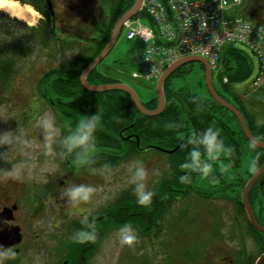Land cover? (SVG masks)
Wrapping results in <instances>:
<instances>
[{"label": "trees", "instance_id": "obj_1", "mask_svg": "<svg viewBox=\"0 0 264 264\" xmlns=\"http://www.w3.org/2000/svg\"><path fill=\"white\" fill-rule=\"evenodd\" d=\"M15 1L32 6L42 18L36 25L28 26L24 21L10 17L0 10V34L1 32L6 34V37L4 35L1 38L5 45H0V84L3 83L2 86L8 78L12 77L16 60L24 59L31 52L30 40L19 36L12 38L8 28L3 27L6 22H12L21 27L30 38L36 36L42 43L51 42L50 45H53L52 47L61 53L73 49L76 44L75 39L67 36L59 38L54 35L50 24V12L45 0ZM109 1L110 7L107 14L105 13L103 26L94 25L98 28L99 34L92 43L88 46H80L81 49L76 48L77 54L74 56L73 62H60L51 66L44 75L39 77L48 79L45 93L42 95L51 106L53 104L50 101H56V108L67 124V129L63 131L66 136L75 130L74 128L82 116L100 113L101 120L94 133L96 151L89 156L106 158L109 168L140 155L145 149L166 153L169 171H165L155 181L151 189L153 196L150 205L139 204L132 187L120 192L108 207L109 228L130 224L143 236L158 237L162 231L163 216L173 203L178 201V197L182 199L190 192L204 197L207 195V193L193 188V178L200 172L179 167L181 163L190 160L189 153L194 147L200 148L203 162L210 163L213 160L205 159L207 153L204 146L193 143L190 137H198L208 127H212L214 130L218 129L223 142L221 150L232 160L231 163L234 167L239 162L241 141L251 142L245 136L236 116L218 104L209 93L204 97H199L196 94L180 97L176 93L168 95L164 93V108L157 115L148 116L142 114L132 102L129 94L122 90L91 92L85 89L79 78L81 72L101 52L117 21L135 2V0ZM162 1L164 2V0ZM237 8L240 9L234 14L254 23L264 24V15L261 14L262 11L264 12V0H243L242 5ZM139 12L145 14L143 11ZM168 16L170 17V12ZM1 22H4L3 25ZM7 39L10 41L8 42ZM231 43L223 45L220 49L218 60L221 66L220 83L237 99L236 108L243 115L249 132L254 138L264 142V121H258L257 118L259 114L264 118V111L261 113L256 110V108L264 107L263 94L261 91L249 95L244 93L247 98L242 99L237 94L236 88H232L230 84L249 78L253 64L252 58L246 51ZM185 66L178 67L165 79L163 90L168 79ZM224 77L226 81H223ZM252 80L247 82L250 89ZM86 81L89 84L120 82L112 76L103 74L97 69V66L87 75ZM214 90L223 98L221 93L215 88ZM142 104L145 108L154 110L158 105L157 96ZM231 119H235L236 127L229 125ZM251 145L253 144L251 143ZM77 151L79 149L74 150L73 153L76 155ZM253 161H255L256 169L264 163V150L255 145H253ZM185 173L189 175L190 183L180 182L179 176ZM252 174L253 172L248 177L250 178ZM259 178L260 180L264 179V173ZM246 181H240L239 189L229 201L234 204L235 218L245 221V229L249 234L251 236L262 235L263 233L256 230L250 223L241 201L240 192ZM247 199L256 221L264 226V185L254 182L248 191Z\"/></svg>", "mask_w": 264, "mask_h": 264}, {"label": "rangeland", "instance_id": "obj_2", "mask_svg": "<svg viewBox=\"0 0 264 264\" xmlns=\"http://www.w3.org/2000/svg\"><path fill=\"white\" fill-rule=\"evenodd\" d=\"M90 2L93 5L94 15L99 12L98 8H101V6L104 9V15L107 14L110 7L109 0H90ZM21 5L29 8L31 13H28V17L24 19H17L24 21L28 26L36 25L41 18L40 13L28 4ZM239 9L230 7L227 12L234 14ZM261 14L264 15V12L262 11ZM134 17H138L143 25L154 26L151 18L142 12ZM1 23L3 25L4 22ZM79 24L75 22V25L71 27L69 34H67V37L75 39V47L62 53L55 50L52 47L53 45H50L51 42L45 44L40 42L36 36L33 38L28 37L29 35L24 33L21 27L12 22H6L3 26L6 29L8 28L12 38L19 36L29 39L31 52L24 59L16 60L12 77L8 78L3 86V83L0 84V132L13 130L20 138H22V134L29 133L25 154L30 156L45 154V150L55 145L54 137L56 143L60 138L57 126L51 130V134H48L38 125L40 117L46 114L51 116L42 95V93H45L48 79L39 77L44 75L45 71L51 66H55L60 62H73L74 56L77 54L76 48L81 49L80 46L90 45L99 34L98 28L95 26L85 25V29L80 31V29H77ZM4 35L6 37V34L1 32L0 45H5L1 41ZM231 44L246 51L253 62L247 80L234 82V84L230 83L232 88L238 89L255 77L258 67L256 59L244 45L236 42ZM142 47L143 44L137 38H126L124 29L121 28L111 50L97 64V69L103 74L112 76L121 83L130 86L136 92L139 100L146 103L157 96L156 80L132 77V72L138 70L137 56ZM183 66L185 67L168 79L163 90L164 93L166 95L176 93L180 97H186L187 94H196L199 97L207 96L208 90L203 65L199 61H193ZM220 72L221 70L218 71L216 68L211 67L213 86L226 101L236 107L238 105L237 99L225 90L220 83ZM251 89L255 93L261 91L264 97V77ZM239 96L242 99L247 98L244 93H240ZM256 110L263 113L264 107L256 108ZM34 115L36 117L35 121H30L29 125H22V119L31 120ZM257 118L258 121H264L261 114ZM229 125L236 127L235 119H231ZM60 144H62V139ZM167 157L166 153L161 151L145 149L140 155L131 157L119 163V165L109 168L106 175L108 176V184L106 185L109 202H112L123 190L134 188V185L130 183L129 168L134 167L137 160L142 161L148 170L145 183L146 188L151 191L158 177L164 174L165 171H169ZM205 159L211 158L206 155ZM231 161L227 154L220 150L217 158L210 161L212 168L209 175L205 176L198 173L194 176L193 188L207 193V197L197 195L194 192L188 193L182 199L178 197V201L173 203L169 211L164 214L162 231L158 237L143 236L132 227L137 240L129 246L120 243L119 228L121 226L109 228L107 237L92 263L202 264L201 260L205 255L212 256L214 254L216 244L227 243L231 236L249 235V232L243 226L236 223L234 204L229 200L239 189L238 184L240 181L248 180L249 174L257 170H250L253 163V145L247 141H241L239 162L234 167ZM44 169H47V165H41V168H38L35 172L41 173L40 170ZM96 189L98 190V188ZM241 222L245 224L244 220ZM231 244L232 248H237L235 243Z\"/></svg>", "mask_w": 264, "mask_h": 264}, {"label": "flooded vegetation", "instance_id": "obj_3", "mask_svg": "<svg viewBox=\"0 0 264 264\" xmlns=\"http://www.w3.org/2000/svg\"><path fill=\"white\" fill-rule=\"evenodd\" d=\"M51 3L54 15H50V24L56 37L67 36L75 22L80 23L77 26L80 31L85 29V25L103 26L104 9L101 6L94 15L90 0H51ZM236 92L238 95L253 93L247 84L236 89ZM43 100L55 126L59 128V141L56 143L54 137L55 145L52 148L45 150V154L33 156L25 154L27 145L23 143L28 140L29 133L22 134L17 148L8 145L0 147V168H10L11 162L17 160H27L29 163L19 181L0 175V246L15 251V256L4 259L3 264H93L109 232L108 161L104 157L89 156L88 161L81 164L77 155L67 153L60 144V140L63 142L66 137L63 131L67 129V124L56 108V101H50L51 106ZM35 118L34 115L31 120L20 121L22 125H29ZM41 165H47V169L36 173L35 170L40 169ZM259 181L260 178L255 182ZM71 184L94 187L92 198L87 202L70 203L63 191ZM86 219L95 222L97 239L77 243L72 235L82 227L80 222ZM236 223L246 228L239 219H236ZM231 243H235L237 248H232ZM263 255L264 233L238 235L229 237L227 243L216 244L214 254L205 255L201 263L257 264ZM260 264H264V259Z\"/></svg>", "mask_w": 264, "mask_h": 264}, {"label": "built area", "instance_id": "obj_4", "mask_svg": "<svg viewBox=\"0 0 264 264\" xmlns=\"http://www.w3.org/2000/svg\"><path fill=\"white\" fill-rule=\"evenodd\" d=\"M241 3L242 0H141V9L154 26L134 18L123 23L126 38H137L143 44L137 56L138 70L132 77L156 80L166 67L191 55L205 58L210 68L219 71L221 47L236 42L256 59L258 69L252 86L257 85L264 77V25L227 12Z\"/></svg>", "mask_w": 264, "mask_h": 264}, {"label": "clouds", "instance_id": "obj_5", "mask_svg": "<svg viewBox=\"0 0 264 264\" xmlns=\"http://www.w3.org/2000/svg\"><path fill=\"white\" fill-rule=\"evenodd\" d=\"M101 116L99 112L82 116L74 131L70 132L63 140L62 144L67 153H72L79 149L76 155L80 158L79 162L84 164L88 161L89 155L96 151L94 133L99 126ZM38 125L46 133L51 134V130L55 127L53 117L44 115L39 118ZM193 143L203 145L204 150L211 159H216L220 150L223 148V142L219 136V130L212 127L206 128L202 134L196 138L190 137ZM21 142V138L13 130H5L0 132V147L8 145L10 148H17ZM28 144L27 140L23 141ZM190 160L179 165L181 169H190L199 171L203 175H209L212 165L201 160V151L199 147L191 149ZM29 167L27 160H17L11 162L10 168H0V175L3 178L19 181L22 179L25 170ZM251 171H255V161H253ZM130 183L134 185L133 191L137 196V202L141 205L148 206L151 204L153 192L146 188V179L148 170L144 163L140 160L135 161L134 167L129 168ZM179 180L182 183H190L188 174H181ZM94 187L86 184H71L63 191V195L73 204L87 202L92 198ZM82 227L76 229L72 235V239L77 243L94 242L97 239V230L95 222L92 220H82ZM119 240L121 244L133 245L137 240L136 233L130 224H123L119 228ZM15 251L10 247L0 246V264L4 259L14 257Z\"/></svg>", "mask_w": 264, "mask_h": 264}, {"label": "water", "instance_id": "obj_6", "mask_svg": "<svg viewBox=\"0 0 264 264\" xmlns=\"http://www.w3.org/2000/svg\"><path fill=\"white\" fill-rule=\"evenodd\" d=\"M47 4V8L50 12V15L53 16V9H52V3L51 0H45ZM141 0H135L133 6L127 10L117 21L114 28L112 29L111 35L109 37L108 42L104 46V48L101 50V52L84 68V70L80 74V82L82 86L91 91V92H103L108 90H122L129 94V96L132 99V102L136 106V108L144 115L148 116H154L157 115L165 105V98H164V92H163V82L165 79L178 67L193 61H199L201 64H203L205 68V81L208 93L210 94L211 98H213L218 104H220L223 108L227 109L231 113H233L236 118L238 119L240 126L247 137V139L255 146L259 147L260 149L264 150V142H261L254 138L252 134L249 132L248 127L246 125L245 119L241 112L232 104L221 98L216 91L214 90L212 86L211 81V69L208 61L201 57V56H185L177 61H175L173 64L168 66L162 75L156 80V93H157V99H158V105L154 110H149L143 106V104L140 102L136 92L128 85L123 84L121 82L118 83H112V84H89L86 81L87 75L97 66V64L108 54V52L111 50L118 33L120 32V29L122 27V24L125 20L133 17L137 11L140 8ZM264 173V163L252 174V176L243 184L242 191H241V201L243 203L245 212L247 214V217L250 221V223L253 225V227L258 230L261 233H264V227L259 225L256 221L252 209L248 203L247 194L250 189V187L253 185V183ZM260 184L264 185V179H261L259 181ZM264 259V255L258 260L257 264H260V262Z\"/></svg>", "mask_w": 264, "mask_h": 264}, {"label": "bare ground", "instance_id": "obj_7", "mask_svg": "<svg viewBox=\"0 0 264 264\" xmlns=\"http://www.w3.org/2000/svg\"><path fill=\"white\" fill-rule=\"evenodd\" d=\"M0 10L12 17L22 19L28 17V13H31V10H29V8L21 5L18 1L15 0H0Z\"/></svg>", "mask_w": 264, "mask_h": 264}]
</instances>
